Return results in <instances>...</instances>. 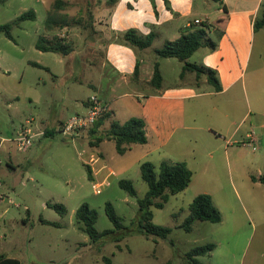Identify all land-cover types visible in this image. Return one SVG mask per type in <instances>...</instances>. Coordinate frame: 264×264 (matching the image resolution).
I'll use <instances>...</instances> for the list:
<instances>
[{"label":"rangeland","instance_id":"374dc122","mask_svg":"<svg viewBox=\"0 0 264 264\" xmlns=\"http://www.w3.org/2000/svg\"><path fill=\"white\" fill-rule=\"evenodd\" d=\"M210 2L212 8L220 7ZM105 4L106 0H8L0 4V27L16 22L30 10L37 15L36 20L15 26L13 39L0 33V139H8L0 148V195L4 197L0 201V254L21 264H107L105 258L112 264H188L186 254L193 248L214 244L211 255L199 258L202 264H264V185L253 181L264 173V62L261 64L258 55H264V44H256L243 80L240 104L235 103L231 112L227 104L230 92L189 101L188 115L196 120L195 129L187 131L192 142L180 149L170 144L151 155H146L149 148L138 145L121 155L114 141L95 146L110 125L95 129V133L89 128L76 140L61 132L63 122L87 112L84 103L91 96H102L101 90H109L110 69L105 64V46L96 40L95 17L93 27L88 29L90 14ZM49 18L68 26L48 30ZM39 37L59 38L72 52L67 57L41 52L36 48ZM162 44L157 41L154 48H162ZM204 53V49L199 50L188 62L200 64ZM173 62L184 64L177 59ZM178 73L177 67L165 70L164 84H181ZM208 89L213 87L205 85L202 91ZM132 95L118 90V99L105 96L115 121L123 124L140 117ZM222 109L227 113L221 115ZM30 119L35 120L31 125L34 133L49 128L54 136L43 131V137H35L33 146L20 152L10 140ZM236 130L234 141L239 144L229 146L227 153L224 147L207 141L210 132L229 140ZM251 138L255 141L252 145ZM101 154V164L116 175L97 195L92 188L95 178H89L87 165L91 156ZM10 159L16 165L14 171L8 168ZM185 159L193 173L189 187L170 196L163 209H152L153 223L173 231L166 239L146 238L137 222L138 200L148 192L140 165L151 162L158 171L163 161L177 163ZM109 169L97 179L103 181ZM122 180L133 183L136 197L120 187ZM203 193L213 198L223 222H196L193 231L186 233L178 226L189 216L193 200ZM49 203L64 205L67 215L63 217L47 207ZM107 203L123 220L124 230L118 231L109 220ZM83 204L97 212L95 227L99 233H114L93 242L81 231L75 216Z\"/></svg>","mask_w":264,"mask_h":264},{"label":"crops","instance_id":"0c3cea01","mask_svg":"<svg viewBox=\"0 0 264 264\" xmlns=\"http://www.w3.org/2000/svg\"><path fill=\"white\" fill-rule=\"evenodd\" d=\"M210 1L212 0H168L170 6L168 8L166 0H119L113 7L103 5L94 14L95 20H97L95 31L99 38L96 40L97 43L101 40V44L105 46V64L110 69L109 90H101L102 96L94 95L109 107V117L106 119L104 127L118 122L113 118L110 101L105 96L109 94L112 99H118V90L132 92L134 94L132 95L133 105L140 111L139 118L145 120L147 124L148 142L146 145H141L149 148L146 155L169 147L170 144L173 145V148L180 149L184 143H190L187 131L195 129L196 120L195 117L192 119L188 115L189 101L202 96H219L230 92L227 101L230 112L235 103L240 104L242 85L245 87L243 80L256 44L257 42H261V46L264 44V29L255 32L253 28L255 20L260 16L263 0H223V5H220L219 8H212ZM196 2L200 4L199 7H196ZM197 20L201 23L196 24ZM203 24H208V39L216 42L218 47L215 51H210L209 47L201 48L205 50V53L201 63L196 65L205 66L218 72L223 87V91L220 93H215L211 89L202 91L205 85L209 86L206 78L202 80L201 84L199 80L193 83L192 80L196 79V75L192 72L183 74L184 64H176L173 59H160L155 53L157 49H161L154 48L157 41L163 44L168 41H176L183 33L199 28ZM133 28L144 36L155 34L156 39L153 45L145 50H134L120 44L108 43L116 34ZM91 38L92 36L89 39L94 41ZM259 54H261L262 64L264 55L262 52ZM138 60L140 61L139 74L134 77V68ZM156 63L159 64L163 78L160 90L154 89L150 85ZM176 67L177 70L179 68L178 76L182 83L166 86L164 84L165 70L167 72L174 71ZM261 76L264 77V64L261 65ZM125 95L128 93H124ZM84 107L87 109L88 101L84 103ZM219 113L224 115L227 110L225 113L223 109L219 110ZM43 131L50 133L54 130L44 128L36 133ZM237 132L236 130L229 140L210 132L211 138L207 141L224 147L227 153L229 146L233 147V144L238 143L234 141ZM7 141L6 138L0 139V148ZM104 142L100 143L98 147ZM195 142L197 143L198 139H195ZM134 146L138 145H133L129 150L132 151ZM193 153H196L195 150ZM93 157L95 158L93 155L91 159ZM102 157V154L99 155L100 161L94 164L93 168L91 167L93 178L94 174L100 175L105 169H109L106 168V165L101 164ZM183 162L192 170L187 159ZM7 165L12 171L15 170L16 165H13L11 159Z\"/></svg>","mask_w":264,"mask_h":264},{"label":"trees","instance_id":"16d2710c","mask_svg":"<svg viewBox=\"0 0 264 264\" xmlns=\"http://www.w3.org/2000/svg\"><path fill=\"white\" fill-rule=\"evenodd\" d=\"M8 0H0V4H4ZM119 0H106L107 7H113ZM219 5H223V0H212ZM167 7L170 8L168 0H166ZM57 5H61V2H57ZM224 10L226 8L224 7ZM95 14V13H94ZM90 14V21L88 29L93 27L94 15ZM36 13L30 10L21 16L13 23H9L0 27V33H5L9 39H13L12 29L15 26H19L21 23L28 20H36ZM80 25V24H77ZM68 25L62 22L56 21V19L49 18L46 21V27L48 30H55V28L64 29ZM255 32L264 29V0L261 4L260 16L255 20L253 24ZM208 24H203L199 28L192 29L176 41H168L163 44V48L156 50V55L160 59H177L184 63L183 74L186 72L195 73L196 79L200 80L205 77L207 83L213 87L215 93L223 91L219 74L216 70L205 66H199L191 64L188 60L201 48L209 47L210 51L217 49V43L208 39ZM91 35V34H90ZM156 39L155 34L144 36L137 30L130 29L124 33L116 34L108 43L120 44L134 50H145L150 48ZM37 50L44 53H56L67 57L72 49L68 44L63 43L59 38H53L52 40L46 37H39L36 43ZM140 61H137L134 68V77L139 74ZM163 78L159 69V64H155L154 74L150 81V85L157 90L162 88ZM109 113L98 118L95 124L91 127L92 133L99 130L101 126L105 124L108 119ZM64 123V122H63ZM62 123V124H63ZM47 136H54V132L46 133ZM104 140L114 141L116 150L119 154L124 155L133 145H146L147 138V124L145 120L141 118H131L125 123L113 122L110 125L108 131L103 137L98 138V143L104 142ZM99 144L95 145L98 146ZM155 168V165L151 162H145L141 165V177L148 186V192L143 199L138 200L139 213H138V226L146 238H159L166 239L172 233V229L168 227H162L153 223L154 214L152 209H163L165 204L169 201L170 196L177 195L184 192L190 185L193 173L188 168L185 162L173 163L170 161H163L159 167ZM88 176L93 179L92 169L87 165ZM253 181L260 182L264 185V173L259 178H253ZM120 187L125 190L131 197L137 196V191L133 186V183L128 180H122L119 183ZM160 200V202H158ZM47 207L55 210L61 216L67 215V209L62 204H47ZM189 216L186 217L184 222L178 226L179 229L184 230L186 233H191L194 229L196 222H209L212 224H220L223 221L222 214L218 207L215 205L213 198L208 194L198 195L189 206ZM106 213L118 231L125 229L123 220L116 214L115 209L111 203L106 204ZM77 224L80 225L81 231L86 233L93 242L100 241L103 237L114 233L113 230L105 231V233H99L96 230V222L98 214L95 210L91 209L88 204H83L76 212L75 216ZM43 224L59 226L57 223H50L42 221ZM119 241V240H117ZM214 244H207L193 248L186 254V260L188 264H202L199 260L200 257L211 255L215 250ZM104 262L112 264L109 258H105ZM0 264H21L19 260L10 258L4 254H0ZM171 264V263H167Z\"/></svg>","mask_w":264,"mask_h":264},{"label":"built area","instance_id":"2783aa9c","mask_svg":"<svg viewBox=\"0 0 264 264\" xmlns=\"http://www.w3.org/2000/svg\"><path fill=\"white\" fill-rule=\"evenodd\" d=\"M196 24H200V21H195ZM109 112V107L103 103L97 96H91L88 99V107L87 112L85 114H77L64 122L61 126V132L65 137L70 138L71 140L79 139L82 136V133L91 128L95 122L101 116L105 115ZM34 119L28 120L20 129L18 136L14 140H10L14 142L17 146L18 151L23 152L30 147L33 146V140L35 137L44 136V132L34 133L33 129L31 128ZM250 139V136H249ZM252 145L255 141L254 138H251ZM90 167H94V164L100 161V158H92ZM93 173V170H92ZM115 172L111 169L108 170V175L103 181H99L97 179V174H94V182L92 184V188L95 194L99 195L103 192V189L109 185V178L115 176ZM0 188H2V184L0 182ZM3 195H0V201H3Z\"/></svg>","mask_w":264,"mask_h":264}]
</instances>
